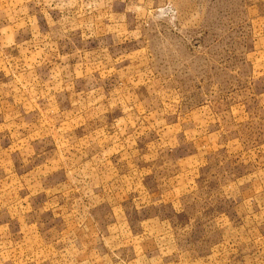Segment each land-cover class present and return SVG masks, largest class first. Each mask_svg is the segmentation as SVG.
I'll return each mask as SVG.
<instances>
[{
	"label": "rangeland",
	"instance_id": "obj_1",
	"mask_svg": "<svg viewBox=\"0 0 264 264\" xmlns=\"http://www.w3.org/2000/svg\"><path fill=\"white\" fill-rule=\"evenodd\" d=\"M264 0H0V264H264Z\"/></svg>",
	"mask_w": 264,
	"mask_h": 264
},
{
	"label": "crops",
	"instance_id": "obj_2",
	"mask_svg": "<svg viewBox=\"0 0 264 264\" xmlns=\"http://www.w3.org/2000/svg\"><path fill=\"white\" fill-rule=\"evenodd\" d=\"M261 5H263L264 6V1L262 2V4Z\"/></svg>",
	"mask_w": 264,
	"mask_h": 264
}]
</instances>
